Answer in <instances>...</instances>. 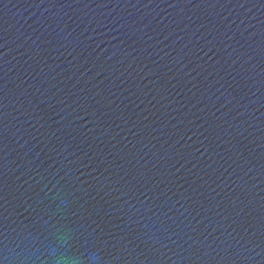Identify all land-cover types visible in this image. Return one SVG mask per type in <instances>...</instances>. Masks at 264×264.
<instances>
[{
	"label": "water",
	"instance_id": "obj_1",
	"mask_svg": "<svg viewBox=\"0 0 264 264\" xmlns=\"http://www.w3.org/2000/svg\"><path fill=\"white\" fill-rule=\"evenodd\" d=\"M92 252L264 264V0H0V264Z\"/></svg>",
	"mask_w": 264,
	"mask_h": 264
},
{
	"label": "clouds",
	"instance_id": "obj_2",
	"mask_svg": "<svg viewBox=\"0 0 264 264\" xmlns=\"http://www.w3.org/2000/svg\"><path fill=\"white\" fill-rule=\"evenodd\" d=\"M53 256H55V253H53ZM89 258L91 260V264H101V257L97 253H90Z\"/></svg>",
	"mask_w": 264,
	"mask_h": 264
}]
</instances>
